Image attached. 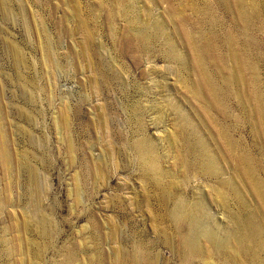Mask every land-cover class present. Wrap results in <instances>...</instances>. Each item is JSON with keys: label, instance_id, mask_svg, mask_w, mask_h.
I'll return each mask as SVG.
<instances>
[{"label": "rangeland", "instance_id": "obj_1", "mask_svg": "<svg viewBox=\"0 0 264 264\" xmlns=\"http://www.w3.org/2000/svg\"><path fill=\"white\" fill-rule=\"evenodd\" d=\"M0 264H264V0H0Z\"/></svg>", "mask_w": 264, "mask_h": 264}]
</instances>
